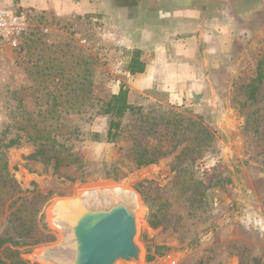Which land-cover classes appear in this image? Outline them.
Instances as JSON below:
<instances>
[{
	"label": "rangeland",
	"instance_id": "obj_1",
	"mask_svg": "<svg viewBox=\"0 0 264 264\" xmlns=\"http://www.w3.org/2000/svg\"><path fill=\"white\" fill-rule=\"evenodd\" d=\"M68 2L18 8L27 29L0 47V261L12 250L49 264L41 252L60 243L70 204L103 196L135 212L139 264H264V4L148 43L116 23L109 0ZM212 34L223 47L209 54ZM188 35L201 44L202 91L130 88L132 52L163 64ZM122 85L132 110L108 143L105 103ZM143 146L155 163L136 167Z\"/></svg>",
	"mask_w": 264,
	"mask_h": 264
},
{
	"label": "water",
	"instance_id": "obj_2",
	"mask_svg": "<svg viewBox=\"0 0 264 264\" xmlns=\"http://www.w3.org/2000/svg\"><path fill=\"white\" fill-rule=\"evenodd\" d=\"M70 217L71 224L65 232L57 228L60 243L41 252L45 253L46 262L139 264L141 249L135 243L136 214L125 205L117 203L79 208L72 210Z\"/></svg>",
	"mask_w": 264,
	"mask_h": 264
},
{
	"label": "flooded vegetation",
	"instance_id": "obj_3",
	"mask_svg": "<svg viewBox=\"0 0 264 264\" xmlns=\"http://www.w3.org/2000/svg\"><path fill=\"white\" fill-rule=\"evenodd\" d=\"M115 21L131 39L148 43L256 9L264 0H109ZM146 39V40H145Z\"/></svg>",
	"mask_w": 264,
	"mask_h": 264
},
{
	"label": "crops",
	"instance_id": "obj_4",
	"mask_svg": "<svg viewBox=\"0 0 264 264\" xmlns=\"http://www.w3.org/2000/svg\"><path fill=\"white\" fill-rule=\"evenodd\" d=\"M47 2L49 3L47 4ZM4 3L5 1L0 0L1 7ZM61 3L68 4L69 2L68 0H8V5L15 4L18 8L22 9L43 10L46 9L43 5L47 4L46 7H54L56 12L61 11L59 9ZM196 30L197 27L192 30L184 29L175 31L169 34V37L183 36L185 33ZM204 37H207V34L201 31L199 38L203 39ZM216 37H218L217 34H212L208 44L204 43L202 45V47H205L204 50L209 54L220 51L223 47L219 44V40H215ZM159 42H153V44H159ZM167 47L165 46V49ZM170 48L168 51L171 55L163 64H148L140 58L145 64V68L142 74L132 76L134 78V82L130 86L132 90L143 93L149 89L152 90L157 85L161 87L162 91L168 94L167 97L170 96V98L174 99H178L179 97L183 98L184 94L188 91H202L200 74L196 73L195 58L193 57L196 52H200L201 44L195 40V37L188 35L178 41V43L171 44Z\"/></svg>",
	"mask_w": 264,
	"mask_h": 264
},
{
	"label": "trees",
	"instance_id": "obj_5",
	"mask_svg": "<svg viewBox=\"0 0 264 264\" xmlns=\"http://www.w3.org/2000/svg\"><path fill=\"white\" fill-rule=\"evenodd\" d=\"M145 64L140 60L139 53L137 51L131 53V60L128 64V71L130 76L137 74H142L144 72ZM253 90V89H252ZM129 93L130 90L125 86H121L119 90L109 96L105 103L104 114L109 117V126L107 133V142L114 143L115 140L121 136L123 133V119L125 116L131 112L132 106L129 103ZM251 93V97H252ZM253 99V97H252ZM132 149L135 147V141L131 138ZM139 147V145L137 146ZM139 150V148H138ZM134 153V164L136 167L149 166L155 163V159L151 154H148L149 151L146 149V146H143L138 152ZM132 205H138V198L136 195H131ZM10 241L9 239L0 240V247ZM10 256L12 257L10 264H28L26 261L21 260L18 257V252L10 251ZM0 264H6L0 261Z\"/></svg>",
	"mask_w": 264,
	"mask_h": 264
},
{
	"label": "built area",
	"instance_id": "obj_6",
	"mask_svg": "<svg viewBox=\"0 0 264 264\" xmlns=\"http://www.w3.org/2000/svg\"><path fill=\"white\" fill-rule=\"evenodd\" d=\"M11 8L0 7V47H16L27 29L25 14Z\"/></svg>",
	"mask_w": 264,
	"mask_h": 264
},
{
	"label": "bare ground",
	"instance_id": "obj_7",
	"mask_svg": "<svg viewBox=\"0 0 264 264\" xmlns=\"http://www.w3.org/2000/svg\"><path fill=\"white\" fill-rule=\"evenodd\" d=\"M105 192H106V190H102V189L90 191V193H94L97 195L105 193ZM117 203L125 205L128 208V206L123 201H121L119 199L114 200V199H111V197H103V196H97L91 200H85L84 202H82L80 205H77V206H73V204H70L71 206L68 208L69 212L66 214V221H67L66 222V228L68 225L71 224V217L69 218L68 215L71 216L72 210L79 209V208L97 207L99 205H104V204H117Z\"/></svg>",
	"mask_w": 264,
	"mask_h": 264
}]
</instances>
